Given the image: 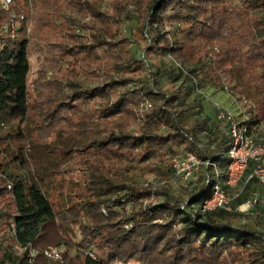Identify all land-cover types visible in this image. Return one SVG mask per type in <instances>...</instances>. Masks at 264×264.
Masks as SVG:
<instances>
[{"label": "trees", "instance_id": "16d2710c", "mask_svg": "<svg viewBox=\"0 0 264 264\" xmlns=\"http://www.w3.org/2000/svg\"><path fill=\"white\" fill-rule=\"evenodd\" d=\"M27 1L30 22L13 37L0 8V264H264V225L236 211L253 193L252 208L264 199L254 180L240 183L231 211L202 213L209 185L134 177L170 181L179 148L224 157L226 124L202 116L205 90L228 89L240 123L264 135V0L11 9L27 15ZM33 55L52 77L29 89Z\"/></svg>", "mask_w": 264, "mask_h": 264}, {"label": "built area", "instance_id": "2783aa9c", "mask_svg": "<svg viewBox=\"0 0 264 264\" xmlns=\"http://www.w3.org/2000/svg\"><path fill=\"white\" fill-rule=\"evenodd\" d=\"M12 4L13 0H0V8L8 14L10 20L8 30L13 37L19 23L25 19V16L13 11L11 9ZM250 105L252 106V104ZM215 118L216 121L226 124L225 132L228 145L224 155L228 163L224 177L219 173L215 163L210 160L198 159L195 154L184 151L182 148L178 149V155L172 159L171 164L172 179L170 182L187 185L196 182L201 174L202 183L210 186V196L203 201L200 208L202 213L217 209L231 211L230 204L232 200L238 197L242 191L241 182L245 185L247 182L254 180L264 189V135L255 130L249 131V127L246 124L237 122L235 114L226 107L215 105ZM243 120L246 121L247 117L243 116ZM209 168L213 172V183L210 182V177L207 176ZM247 170L249 172L245 178ZM149 185L155 186L156 182L147 181L144 183L146 187ZM255 202L256 193H253L251 200L246 204L253 205ZM241 206H238L236 211ZM14 249L17 254L20 252L18 245L14 246ZM35 255L36 253L32 251L31 256L34 257ZM44 256L52 261H60L61 251L49 249L44 251Z\"/></svg>", "mask_w": 264, "mask_h": 264}, {"label": "rangeland", "instance_id": "374dc122", "mask_svg": "<svg viewBox=\"0 0 264 264\" xmlns=\"http://www.w3.org/2000/svg\"><path fill=\"white\" fill-rule=\"evenodd\" d=\"M27 3V7L29 8V13L26 15L25 13H23L22 11L20 12H16L18 14H23L25 16V19L28 23L30 22V13L32 12L31 8H30V5H29V1L26 2ZM52 77V73L49 72V71H42L40 69H38L37 67V62H36V56L33 55L32 59H31V69H30V73H29V77H28V87L29 89L32 88V83L34 80H44V81H49ZM227 91V92H226ZM226 91L224 92H218V93H215L213 92L212 90H205L203 91L204 92V95H203V102L201 103V105L199 106L200 107V110H201V113H202V116L203 117H208L210 119V121H215V114H214V111H215V105H220V106H223V107H226L228 108L229 110H231L234 114H235V120L237 122H241V119L238 120L237 116H239V113H238V110H237V106L235 105V101L230 97V92L229 90L227 89ZM229 92V93H228ZM237 114V115H236ZM34 128V127H33ZM33 128H31V131H29L28 133H30V135L32 137H34V139L37 138V135L39 134L38 132H36ZM261 129L264 133V123L263 125L261 126ZM26 132V129H23V132ZM43 134V135H42ZM41 135L39 134L38 136L43 138V140H46V142L50 141L49 139V130L46 131V133H42ZM201 144H200V147L202 148H205L207 146V141H208V137L207 136H201ZM228 144L224 145L223 149L224 150L226 147H227ZM221 151H218V153H220ZM209 156L212 160L213 163L216 164V166L218 167V171L220 174H222V177H224L225 175V168H222V165H227L225 163H227V158L226 156L224 155L223 158L221 159H216L215 158V153L214 151H210L209 153ZM163 166L166 167L167 164L166 163H163ZM226 167V166H225ZM142 172H137L134 177L138 180L139 183H146L147 181H152V182H156V185H158L159 183H166L168 182L170 185H172V187H174L173 189H176V190H185V189H188V190H192V189H195L196 185H199L201 184L202 182V176L201 174L199 175L198 179L196 182H192L191 184H180V183H174V182H170V181H163V180H160L159 178H155V177H144L142 174ZM208 177H210V182L213 183L214 182V179L212 178L213 177V172L211 171V168L208 169V174H207ZM245 176H247V172H245ZM210 192V186H208L207 188ZM260 189V193L261 195L264 197V190L262 188H259ZM232 205H237V204H232ZM241 206V205H240ZM239 212H244L246 213V211L250 212L251 211V218H257L258 221H260L261 225H264L261 220L263 221L264 220V199L261 200L256 206H254L252 208V205H249V204H243V206H241L238 210ZM248 212V213H249ZM78 239V237H77Z\"/></svg>", "mask_w": 264, "mask_h": 264}]
</instances>
